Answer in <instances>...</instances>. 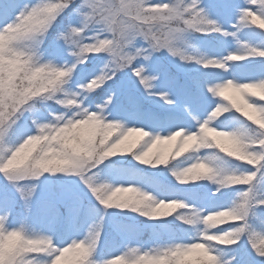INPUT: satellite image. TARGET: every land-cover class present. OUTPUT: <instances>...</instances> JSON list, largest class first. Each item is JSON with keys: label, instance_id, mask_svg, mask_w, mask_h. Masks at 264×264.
Instances as JSON below:
<instances>
[{"label": "snow or ice", "instance_id": "1", "mask_svg": "<svg viewBox=\"0 0 264 264\" xmlns=\"http://www.w3.org/2000/svg\"><path fill=\"white\" fill-rule=\"evenodd\" d=\"M0 264H264V0H0Z\"/></svg>", "mask_w": 264, "mask_h": 264}]
</instances>
